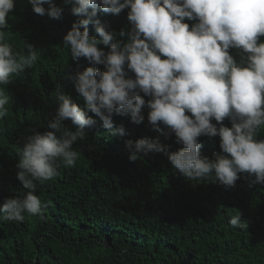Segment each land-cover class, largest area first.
Segmentation results:
<instances>
[{
    "label": "trees",
    "instance_id": "trees-1",
    "mask_svg": "<svg viewBox=\"0 0 264 264\" xmlns=\"http://www.w3.org/2000/svg\"><path fill=\"white\" fill-rule=\"evenodd\" d=\"M52 3L62 9L60 19L36 14L29 0H14L7 19L5 34L13 50L26 54V44H31L38 57L5 86L11 102L8 115L0 119V207L6 198L27 191L17 179L19 148L28 137L52 131L48 123L57 115V88L88 111L73 77L88 67L105 70L83 57L74 61L64 49L63 38L72 24L86 18L73 14L75 0ZM128 11L114 15L98 10L97 18L126 42ZM184 22L191 28L197 21ZM121 29L123 38L118 35ZM88 31L101 39L92 23ZM259 41L264 42V36ZM230 54L239 61L238 49H230ZM128 75L135 76L131 71ZM141 95L147 103L150 97ZM148 112L145 105L140 124L114 113V125H122L125 134L112 136L88 111L96 124L73 145L80 153L76 165L61 167L55 178L37 183L41 214H25L20 222L0 220V264H264V184L253 183L246 173L231 188L212 177L189 181L163 153H140L130 160L127 140L159 138L169 152L183 147L174 133L155 131ZM222 123L231 127L228 118ZM64 130L75 132L76 126L67 119L57 136ZM198 139L202 156L214 159L221 151L219 136ZM258 139H264V127ZM237 211L247 225L244 229L229 224Z\"/></svg>",
    "mask_w": 264,
    "mask_h": 264
},
{
    "label": "clouds",
    "instance_id": "clouds-1",
    "mask_svg": "<svg viewBox=\"0 0 264 264\" xmlns=\"http://www.w3.org/2000/svg\"><path fill=\"white\" fill-rule=\"evenodd\" d=\"M29 3L41 16H62L52 0ZM13 8L14 0H0V119L8 115L11 102L5 86L35 65L38 57L33 45L26 44L22 54L7 41L5 29ZM124 9H129L131 24L126 42L97 18L98 10L118 15ZM72 12L86 18L72 24L63 38L64 49L74 61L83 57L105 69L88 67L73 77L86 109L115 136L124 135L125 129L114 125L113 114L140 124L146 105L152 128L166 136L174 133L183 146L169 152L159 138L127 140L130 160L140 158V153H163L189 181L212 177L231 188L246 173L253 183L264 184V139H258L264 127V42L259 41L264 36V0H75ZM185 18L197 22L189 28ZM90 23L101 39L89 35ZM118 35L123 38L126 33L121 29ZM98 45L110 50L105 53ZM230 49L240 51L239 61ZM141 93L150 97L147 103ZM55 99L59 107L48 123L52 131L28 137L19 148L17 179L27 191L6 198L0 220L20 222L25 214L40 215L43 204L35 194L37 183L55 178L61 167H74L80 155L74 143L96 124L60 87ZM225 118L231 127L224 126ZM67 119L76 126L75 132L64 130L57 136ZM201 136L220 137L221 151L214 159L201 155ZM229 224L247 227L239 211Z\"/></svg>",
    "mask_w": 264,
    "mask_h": 264
}]
</instances>
